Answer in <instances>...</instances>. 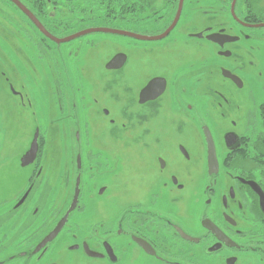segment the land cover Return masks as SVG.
Instances as JSON below:
<instances>
[{
  "label": "flooded vegetation",
  "instance_id": "af4514ba",
  "mask_svg": "<svg viewBox=\"0 0 264 264\" xmlns=\"http://www.w3.org/2000/svg\"><path fill=\"white\" fill-rule=\"evenodd\" d=\"M78 1L0 0L17 15L6 16L11 25L35 31L28 39L38 58L26 61L39 77L36 61L53 75V49L70 46L78 72L88 38L112 40L94 44L112 54L92 102L111 127L123 125L95 137L89 111L78 117L73 103L57 117L83 131L70 136L69 162L60 164L61 149L44 146L47 128L35 127L18 159L26 186L0 218V264H264L263 0ZM62 9L71 32L58 36ZM23 10L58 40L109 31L57 43ZM48 86L53 101L34 122L53 123V107L65 113L67 91ZM0 87L21 111L35 105L14 84Z\"/></svg>",
  "mask_w": 264,
  "mask_h": 264
},
{
  "label": "rangeland",
  "instance_id": "374dc122",
  "mask_svg": "<svg viewBox=\"0 0 264 264\" xmlns=\"http://www.w3.org/2000/svg\"><path fill=\"white\" fill-rule=\"evenodd\" d=\"M108 2L109 1H106V4ZM82 3L83 0L78 1L79 5ZM4 7L3 3L0 2V83L4 84L7 88L9 83L14 84L18 91L24 92L27 98H31L32 101H35V105L29 110V112H23L20 110L21 107L18 102L20 100L16 98V96H13L12 93L5 90L3 92L0 91V218L7 210V202L11 201V205L16 197L21 195L26 186L22 181V173L24 170L19 166L18 159L24 152L23 150L27 148L36 126H41L42 128L45 127V129L47 128L48 130L46 132V135L48 136L44 141L45 147L49 146V148L53 147L61 149L60 151H56L57 156L53 159V163L60 164V162L65 163L66 160L69 162L70 155L64 153V148L70 146L68 142L70 136L74 135L76 131H83L84 125L81 122L77 124L69 120H60L57 117L64 116L69 112V110L72 109L73 103H76L77 105L76 115L78 117L86 115L85 111H89L92 121V132L95 137H98L101 132L107 134L108 132L121 129V126L123 125L118 124L119 127H111L108 121L101 117L100 108L94 106L92 102L93 97L96 96L97 93L99 94V91H96L93 85L94 83H100L99 79L102 78L101 64L103 66V63L110 58L112 54L111 52L109 55L108 50L103 51L100 46H94V44L97 45V43H101V40L103 39L112 42L111 39L104 38L103 36H92L88 38L92 43L89 44L88 47L83 48V55L85 58L83 63L79 66L78 72L75 71V69L71 70L70 65L68 64L69 61L66 58L70 46H62L58 50L53 49L57 56L53 59V75L47 68L43 65L41 66V64L36 61V67L38 66L37 68L40 69L39 72L42 73V77H39V73L36 74L34 72L35 67L33 68L30 63L29 66H27L26 61L28 60L27 56L30 58L32 57L33 59L38 58L32 45L34 43H31L28 39V36H33L35 31L27 25H24L25 27L21 26L22 29L15 23H12L14 25H11L9 21H7V18L9 20L12 16L17 15L11 11L5 10ZM49 9L50 8H48V10ZM94 14L95 16H102L100 12H95ZM46 16V23L48 24L50 23V12L46 13ZM69 17V11L63 9L62 12L56 16L53 28L56 30L54 32L55 34L58 36H65L71 32H67L68 28L62 26V23L59 22V20L64 21ZM78 29V27L73 28V30ZM86 40L87 39L84 41ZM76 45L79 46L77 42L74 46ZM60 52H63L66 59L60 57ZM60 58L63 60H60ZM103 58L105 59L103 60ZM83 66L84 69L81 70V67ZM88 66L93 69L100 68V72L91 73V71L86 69ZM23 75H25L26 81L22 77ZM46 75H48V80ZM51 79L53 80V83L62 84L63 89L67 91L62 100L65 113L59 114L58 112H55V108L53 107V123L44 120L43 117H41V120H39L38 123L34 122L32 119V113L37 114L40 117L41 114L39 110L42 106L46 104L48 107V104L53 101L48 86V84L50 85ZM105 80L107 81L106 83H113L115 77L107 76L105 77ZM84 83L87 85L86 88L83 85ZM78 85H83V87L80 88L86 90L85 95L87 99L84 101L85 103L80 101L81 93L79 92L82 90L78 92ZM24 86L26 88L25 91L22 89ZM69 116L70 115L67 114V117ZM113 118H116V111L113 112ZM125 124L129 125L128 123ZM0 226H3V221L1 220Z\"/></svg>",
  "mask_w": 264,
  "mask_h": 264
},
{
  "label": "water",
  "instance_id": "95a60500",
  "mask_svg": "<svg viewBox=\"0 0 264 264\" xmlns=\"http://www.w3.org/2000/svg\"><path fill=\"white\" fill-rule=\"evenodd\" d=\"M17 4H18V3H17ZM18 5L20 6V4H18ZM181 7H182V2H181ZM23 11H25V12H26V13L32 18V16H31L26 10H23ZM32 19L35 21V24H36L37 27L42 31V33H43L44 35H46L49 39L54 40V41L57 42V43H66V42L72 41V40H74V39H76V38H78V37H80V36H83V35H86V34H90V33H95V32H107V31H109V30H102V29L87 30V31H84V32L79 33V34H77V35H74L73 37H70V38H67V39H63V40H58V39H56V38L50 36V35L45 31V29L40 25V23H39L38 21H36L34 18H32ZM36 148H37V139L34 140V142H33V144H32V147H31V151L27 154L26 159H27L28 157H30V155L34 154V150H36ZM27 164H28V163H25V159H23V165L26 166ZM77 195H78V190H77V192H76V196H75V201H74V203H75L76 200H77ZM63 225H64V224L61 223V224L57 227V229L53 232V234L49 235V236L45 239V243L50 242V241L53 239V237H55L56 234L59 233V231L61 230V228L63 227Z\"/></svg>",
  "mask_w": 264,
  "mask_h": 264
}]
</instances>
